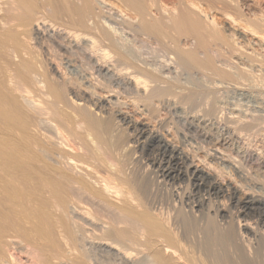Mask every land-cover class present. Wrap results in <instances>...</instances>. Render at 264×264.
Instances as JSON below:
<instances>
[{
	"label": "bare ground",
	"instance_id": "6f19581e",
	"mask_svg": "<svg viewBox=\"0 0 264 264\" xmlns=\"http://www.w3.org/2000/svg\"><path fill=\"white\" fill-rule=\"evenodd\" d=\"M35 1L38 2V0ZM35 1L8 0L6 1L7 3L4 2L8 6V9H6L4 13L8 11L11 12L12 15H15L14 11L19 10L21 13L18 11L19 13L17 14H20L23 18L22 20L26 22H24L26 28L28 27V30L26 29L28 32L25 31V33H28H26L27 37L23 35V38L25 37L27 39L26 42L24 38L27 45L26 48H20V50L18 49L19 51H16L15 48L13 49L15 51L11 50L9 52V57L11 56L13 61L17 62L16 64H20L23 72L20 73L15 71L8 73L7 79L10 87L9 92L13 94L15 98L14 102H11L16 103L14 104L16 107L32 117V126L40 132L41 140L52 149L51 152L50 149H48V151L53 155H51L55 165L53 171L57 172L59 177H61L60 179H62L65 184V189L57 191V199L72 221L71 226L76 236V248H72L68 251V258L64 264H75L74 260L81 258H85L89 264H94V262L92 263V258L90 259L88 257V259L83 255L85 252L80 251L85 250L82 248L84 242L109 246L112 250L118 251L124 259L127 261L133 260L134 263H136L135 261H137V259L142 261V259L145 260V258L149 257L148 259L150 260H146L148 262L151 261L152 264H192L194 259H189L184 254L183 245L180 246L178 243L179 239L177 240L175 237L176 235H174L175 233L173 234L174 231H171L170 226H173L169 223V218H171V216L168 218L166 212L167 216H165L167 218H164L163 215L165 213H156V219L158 220L151 219L153 215L149 216L145 214L147 209L145 208V212L142 211L139 201H136L128 193L129 188H126L128 185L124 187V185L129 182L125 179L126 175L124 176L123 167L117 165L112 153L106 150L107 139L113 130L110 122L103 116V113L108 112V109L113 105V99L116 100V98H118L117 95H121L118 90L122 89L124 92L137 98H142L148 102H157L161 106L173 105V107H176V104H180V102L184 103V105L187 103L189 105L206 103V109L204 106V108L202 107L205 110L200 107L201 105L199 107L203 111L202 114L205 113L210 117L217 113L218 109V97L215 93L216 90L214 88L216 85L214 87V82L212 86V82L208 80L211 82L210 85L214 87L211 88L215 90L209 89L210 93H203L199 90L195 92V87L193 89L194 92H192V88L191 91L189 90L190 88H184L186 90L183 91H187L186 93L183 91L179 92L178 85L180 87L181 83H175L176 78L174 79L169 75L171 73L170 70L181 69L184 71H194V69H197L199 71H209L213 74V77L218 78V80L220 79L219 82H222V80L229 82L234 80L236 76L248 78L252 74V71H249L254 65H249L250 69H246L249 70L248 72L250 75L244 68L241 69L243 71L240 70L241 72L233 73L227 71V69L224 71L215 66L212 60V54L220 49V43L223 44L222 38L224 37L219 34V29L217 30L214 17L211 16L210 18V13L208 14L207 11L206 13H201L202 9H199V6L192 3L191 0L188 3L186 2L187 0L184 1L187 5L185 3L184 9H181L182 12L179 8L178 11L180 12H176L175 9L173 10L179 13V16H173L172 11L171 15L168 14L169 11L166 10L165 6L157 3L156 0H109L108 2L106 0H75V2H79L78 5L76 3H74V5L71 3L70 5L69 2L71 7L68 8V11L65 12V9H63L64 13H62V15H65L68 21L67 24H65L66 22L63 23L65 25L64 27H62L63 24L62 26L59 25L61 27H58V23L56 22L58 14L55 15V19L53 17L55 12L52 7L54 5L51 6L52 0H43V2L41 0L42 4L40 6H38ZM205 1L207 3V1L210 0ZM215 1L218 2V5L226 7V10H228L227 8L229 7H231L229 9H236L235 7L238 5L236 4L235 6V0ZM215 1L212 3L216 4ZM59 2L61 4L64 3L66 8V0H59ZM209 3L210 2L207 4ZM179 5H181V3H179ZM212 7L215 8L214 5ZM232 11L235 10H229L227 12L232 13ZM165 12H167V15L162 16ZM15 16L11 17L10 15L11 18L6 17L7 19L3 27L10 25L15 18L18 22V19L20 20V18H18L19 15L17 17ZM49 17H53L54 21L50 20ZM61 18L58 20L60 21ZM64 19L65 18H63V20ZM63 20L60 22L62 23ZM261 20L260 22H262ZM51 21L57 23V25ZM14 22L16 23V21ZM14 22L11 24L12 26L18 24L16 23L15 25ZM60 22L59 24H61ZM260 22L256 20L253 24L258 26V29L262 26L263 28L260 29L262 30L264 29V24ZM11 25L9 26L10 28ZM18 27L21 26L19 25ZM258 29L255 28V30L259 31ZM24 30L25 28L23 27V31H21L24 32ZM251 32H253L252 29ZM123 33H125L126 36L138 38L140 41H144L151 46H158L157 48H160L159 52L162 51V55L157 53L160 55L157 56L155 52V55H142V57L138 56L139 58H137L133 54L127 42L128 40L124 38L125 36ZM181 37L182 39H189L190 43L185 42V39V41L183 40L185 43H182L180 41ZM213 46H215V48L212 49ZM216 46H218L219 49ZM260 55H263L261 57L264 59V52L263 54H259V56ZM61 57L65 58L64 60L66 62H62L65 64V68L71 64L74 65V63H79V66H85V68L87 67L86 69L89 70V80L84 76L87 82L81 83L78 82L79 79L76 81V76V78L68 76L64 70V66L62 67L60 62L63 60ZM263 59L261 60L264 62ZM253 60H250V62ZM257 60H259V58H257ZM261 62L259 61V64ZM263 62L261 64H264ZM255 64L257 65V63ZM259 64L258 66L261 67ZM71 66L70 68H72ZM79 68H81L79 72L82 71V67ZM263 68L264 65L262 69ZM40 69H42L41 71H47V77L43 75L44 73H40ZM75 69L78 70V67ZM254 69L256 70L257 68L254 66L251 70ZM84 71L85 70H83V72ZM257 71L259 70L257 69ZM253 75H251V78H254ZM188 81L189 80H187V83ZM225 81L223 82L225 83ZM261 83L263 84V82ZM207 85H209V83ZM185 86L187 87L188 85ZM181 89H183V84ZM196 107L197 106H195V108ZM62 108L70 112L71 121L59 117L58 111ZM201 109L198 111L199 113ZM234 117V124L235 121H238V123L240 122L239 124H241V127L238 129L241 131L259 129L263 121L254 117L250 121L247 120V122H243L242 120L240 121L238 117H235V119ZM121 120L124 122L126 121L125 118ZM233 120L231 121L233 122ZM135 130L137 138H134L135 141L133 145H135L134 147L139 151V155L144 157L149 164L151 163L156 168L158 174L157 179H159L160 182L174 184L178 181H187L191 186L192 193L202 196L201 199L203 203L217 202L220 199L223 200L226 198L230 207L236 210L235 219L238 229H242L243 227L251 237L254 239L259 238L262 241L260 237L264 235V197L260 194H249L248 191V193H244V190L240 191L239 189L229 186V184L222 185L219 180L216 179L217 177H211L207 169L214 167L211 165L212 162L214 160L220 161L222 157L218 158L217 156L220 160L209 157L204 158L206 160L203 162L196 161L192 156L189 157L183 152V150L161 140V138L149 128L143 126ZM231 132L233 131L231 130ZM239 134L237 133V135ZM239 136L235 139H240L241 137L239 138ZM89 139L90 143L87 142ZM237 142H235V144ZM128 148H130V145H125L122 151L118 153L122 154ZM50 153H48V155H50ZM210 155L212 156L211 153ZM217 167L215 165V168ZM124 188H126V192H124ZM131 191H133V189ZM218 204L220 206L223 205L222 202ZM198 207H200V205ZM195 214L196 213H194V215ZM174 217L175 216H173L172 219H175ZM200 217L202 216L200 215ZM188 221L189 219L185 222L187 223ZM196 221H198V219L195 220V222ZM177 222H179V220H177ZM180 223L182 224V222ZM192 224L195 223L193 222ZM212 224H214V222ZM182 226L185 227V223H183ZM192 226L193 225H191V227ZM193 228V233H196V227ZM182 229L183 228H181V230ZM184 229L186 230V227ZM190 231H192V229ZM190 231L188 232L189 236ZM182 232L184 231L180 233L182 234ZM180 233L179 236H181ZM192 235L195 236V234H191V236ZM202 235H204L203 238H196L198 239L196 242L198 243L200 241V248L207 259L214 260L218 264H231L232 255L230 254L232 253L236 255V258L242 264H257L255 260L249 259V252H247L248 247L247 245L245 246L246 242L245 244L242 242L244 237H241L242 235L239 230L236 231L231 227L216 229L213 230V232L205 230V233L203 232ZM184 236L186 239L187 235L184 234ZM244 240L246 241L245 238ZM85 251L87 253L88 250ZM81 252L84 253L81 254ZM143 254L147 255V257H141ZM148 262L147 264H149Z\"/></svg>",
	"mask_w": 264,
	"mask_h": 264
},
{
	"label": "rangeland",
	"instance_id": "374dc122",
	"mask_svg": "<svg viewBox=\"0 0 264 264\" xmlns=\"http://www.w3.org/2000/svg\"><path fill=\"white\" fill-rule=\"evenodd\" d=\"M6 1L8 0H0V264H64L66 259L68 258V251L71 250L72 248H76V236L74 229L71 226L72 221L70 220L66 212L63 210V206L60 205L57 199V191H60L61 189H65V184L63 180L60 179L61 177H59L57 172L53 171L55 165L52 160L53 157H51L52 154L50 153L52 149H50V147H48L41 140L40 132L32 126L33 123L32 117L22 112L18 107H16V105H14L16 104L13 103L15 100L14 95L10 94L9 92L10 87L7 79L8 73H12L15 71L20 73L23 72V69H21L20 64L19 63L16 64L17 62H14L11 56L9 57V52L15 48L16 51L18 49L20 50V48H26L27 39L25 37H27L28 34L27 33L28 27L26 28L25 26L26 22L25 20H22L23 18L20 16V14H17L20 12L19 10L14 11L15 15L17 14L16 16L12 15V13L8 11L4 13V11L8 9V6L5 4L7 3ZM106 1L108 2L109 0ZM156 1L162 6H165L166 10L170 12V13L168 12V14L171 15L173 13V16L174 15L179 16L178 15L179 13L176 12L179 9L180 10L184 9L183 7L185 3L186 2L188 3L190 0H187L186 2H184L185 0H181V1L156 0ZM191 1L192 3L199 6V9L201 8L203 10V11L201 10V13H206L207 11L208 14L210 13L209 14L210 18L211 16L214 17L215 19L214 21L217 24L216 25L217 30L219 29L218 30L219 34H221V36L223 35L222 37H224V38L221 37L224 42L222 41L223 44L220 43V47H219L220 49L218 48L219 45L216 46L219 50L216 53L212 54V60L215 66L218 67L219 69L221 68V70L224 71H226L227 69V71L238 73L243 71L241 70L243 68L245 69V71L248 72L249 70L246 69H250L249 65L251 66L253 64L255 68H257L259 71H257V69L256 70L254 69L255 71L251 70L254 68V66H252L253 68H251L249 72L252 71L251 75L254 74L253 75L254 78L253 77L251 78V75L248 72L250 75L248 78L247 77L240 78L239 76H236L234 80L229 81L230 82L229 83L228 81L225 80L219 82L220 79L218 80V78L213 77L212 76L213 74L209 71L200 70L201 71L200 72L197 69H194V71L171 69L172 71L170 70L171 73L169 75L174 79L176 78L175 83L176 82H178L177 84L181 83L180 87L178 85L179 90L177 89L179 92L189 88L190 91L192 88V92H194V90L195 92L196 91L198 92L199 90L203 93L205 92L210 93L209 89L216 90L214 91L216 93V96L218 97L217 100L218 109H217V113L213 114L210 117H208V115H206L205 113L202 114L203 112L202 109L204 107L206 109L207 106L206 103L196 104V105L195 104L189 105L187 103L184 105V103L180 102V104L179 103L176 104L178 108L177 106L173 107V105L161 106L157 102H148L142 98H137L131 94H128L127 92H124L122 89H119L118 92H120L121 95L118 94L117 95L118 98H116V100L113 99V105H111V108L108 109V112L103 113V116H105L106 120L110 122V125L113 130L111 135L107 139L106 150L112 153V156L115 162L117 163V165L123 167L124 176L126 175L125 179L126 181L128 180L127 182H129L126 183L124 187L128 185V187L126 186L127 189L129 188L128 193L136 201H139V203L141 204V210L145 212L147 209L145 214L149 216L153 215L151 219L153 218L156 221L158 220L156 219V216L159 213L161 214L165 213L163 215L164 218H167L166 217L167 215L168 218L169 216H171V218H169L170 219L169 223H171L170 225H173L170 226L171 231L172 230L174 231L172 232L173 234L175 233L174 235H176L175 236L176 239L177 240L179 239V241L181 242L180 243L178 241L180 246L183 245L182 247L184 249V254L189 259H194L193 261L194 264H218L214 260L207 259V257L202 253L203 251L200 248V243H199L200 241L198 243L196 241H198L199 238L201 239V237L203 238L204 235L202 234L203 232L205 233V230L206 231L210 230L213 232V230L225 229L228 227L234 228L236 231L239 230L242 235L241 237H244L246 239L245 241L243 238L242 242L244 244L246 242L245 246L247 245L248 247L246 248L248 249L247 252H249V256H250L249 259L255 260L257 264H264V242H263L264 235L260 237L262 238V241L259 238H256L257 239L256 240L248 234L245 228L242 227L243 230L238 229V225L235 219L236 210L230 207L229 202H227L226 198H224L223 200L220 199L217 202L203 203L201 199L202 196L193 194L191 190V186L187 181H178L175 182L174 184L165 183L162 181L161 183L160 180L157 179L158 174L156 168L151 163L149 164V162L146 161L144 157L139 155L140 154L139 151L134 147L135 145H133V142L137 138L135 129L144 126L155 132L161 138V140L166 141L172 144L173 146L183 150V152H185L189 157L192 156V158L195 159L196 161L203 162L206 160L204 158L210 157V158L218 159L219 157H222V160L218 159L220 161L214 160L216 163L214 161L212 162L211 165L214 167H210L209 169H207V172L209 173V175H211V177L214 178L217 177L216 179H218L222 185L229 184V186L239 189L240 191L244 190L243 191L244 193L248 191L249 194L251 193L260 194L262 197H264L263 194L264 192V133H263L264 132V98H263L264 71L263 69L264 68L262 69L264 64H261L263 62L261 60L263 59L261 56L263 55L259 56V54H263L264 52V34H263L264 29L260 30L261 28H263L262 26L259 27L258 29V26H255L253 24L255 23L256 20L260 22L261 19L263 23L262 22L260 23L264 24V0H235V1L233 0L235 6L236 4H238L237 5L238 8L235 7L236 9H229L231 8L229 7L227 8L228 10H226V7H222L221 5H218L217 4L218 2H216L215 0L207 1V3L210 2L209 4H207L205 0L203 1L191 0ZM214 1L216 2V4L212 3ZM40 2L41 0H38V2L35 1V3H37L38 6L42 4L43 0L41 3ZM58 2L59 0H52L51 6L54 5L52 6L54 9L52 7L51 8L55 12L53 16L54 19L56 17L55 15L58 14L56 17L57 20L56 22L58 23V27H61L63 23L65 22H66L65 24L68 23L65 15L64 16L62 15V13H64L63 9H65L66 12L68 11V8L71 7L70 6L71 3L72 5H74V3L78 5L79 2L77 1L75 2V0L74 2L73 0H66L67 3L66 8L64 3H62L63 4L62 5L60 2L59 3ZM179 3H181V5H179ZM206 4L208 7L206 6ZM212 4L214 5L215 8L212 7L213 6ZM56 8H58L60 11ZM174 9L176 10V12L173 11ZM229 10L230 11L235 10L238 13H236L235 11H232V13L227 12ZM165 13L162 14V16L164 15L166 16L167 12ZM10 15L11 17L12 16L17 17L19 15L18 18H20V20L18 19L17 22V19L15 18L16 20L14 19V21H16V23L18 24L20 23L19 25L22 28L18 27L19 25L18 24L16 25L14 21L13 22L17 27L11 25L13 22L10 23L11 28L9 27L10 25H6V26L4 25L5 27H3L5 20L7 18H11ZM53 17H51L52 19L49 17L50 20L54 21ZM60 18L61 20L65 18L62 23L60 22L61 20L60 21L58 20ZM59 22L61 24H59ZM52 23L57 25V23L55 22ZM64 26L65 25L63 24L62 27ZM23 27L25 28L24 32H22ZM254 27L257 28L259 31L255 30ZM242 29L245 31H243ZM251 29L253 32H251ZM20 31L22 34L20 33ZM25 31H27L26 32L27 34L25 33ZM256 31L261 33H257ZM123 34L125 36L124 38L128 40L127 42L129 43L133 54L137 58H139L138 56L142 57V55L143 56L149 54L155 55V52L156 54L159 53L160 55H162L161 54L162 51L159 52L160 48L159 49L157 48L158 46L157 47L156 45L151 46L144 41L143 42L140 41V39L138 38L128 35L126 36L125 33ZM23 35L25 36L24 38L26 42L23 38ZM184 39H182L181 37L180 41L182 43L185 42L190 43L189 39L188 40L186 38ZM183 40L185 42H183ZM213 48H215V46H213L212 49ZM145 49H148L149 51ZM159 54H157V56ZM225 56L228 59H226ZM251 57L253 59L255 58L256 59L253 60ZM257 58H259V60H257ZM61 59H63L60 61L62 67L64 66L65 68V64H64L66 62L64 60L65 58L61 57ZM250 60L253 61L250 62ZM259 61L262 62L259 64ZM232 62L235 64H233ZM238 62L241 64H239ZM255 63H257V65ZM258 64L261 67H259ZM70 66H67L64 69L68 74V76H71L72 78L77 77L76 81L79 79L78 82L81 83L87 82L84 76H86L87 80H89V75H88L89 70L86 69L87 67L85 68V66H79V63H74V65L71 66L72 68H70ZM74 67L75 68L78 67V70H76ZM79 67H82V71L80 72L79 69L81 70V68ZM41 70L42 69H40V73L41 74L44 73L43 75L47 77V71L45 70L41 71ZM70 70L72 73L70 72ZM83 70L85 71L83 72ZM187 80H189L188 83ZM208 80L211 81L212 84ZM223 81H225V83ZM213 82H214V87L216 85L215 88L212 87ZM261 82H263V84ZM208 83L209 85H207ZM182 84H183V89H181ZM185 85L188 86L186 87ZM211 87L214 89H212ZM206 88L208 91L206 90ZM183 92L186 93L187 91H183ZM194 105L197 107L195 108ZM199 106L201 108L203 106L204 107L201 109ZM200 109H201L200 112L201 114L198 112L200 111ZM245 111H247L248 113ZM58 115L60 118L71 121L70 112L64 108L58 111ZM234 116L236 118L238 117V119L240 121L242 120L243 122L244 121L247 122V120L250 121L254 117H257L256 119H261L263 121L259 129L241 131L238 129L239 127H241L240 126L241 124H239L240 122L238 123V121L237 122L235 121L234 124V120H233ZM122 118L126 119L125 121L126 123L121 120ZM231 120H233V122ZM231 130L233 132H231ZM234 130L238 134L240 133L239 134L240 136L237 135V133ZM205 134L208 135L206 136ZM236 135L239 136V138L240 137L241 138L236 140L237 139ZM247 135L249 136V138ZM87 142L90 143V139L87 140ZM235 142L237 143L235 144ZM125 145H130V148H128L122 154L118 153L119 151H122V148H124ZM48 149H50V152L48 151ZM44 151H46L47 153ZM48 153H50V155H48ZM210 153L212 154V156L210 155ZM218 153L220 154V156ZM215 165L216 167L217 166L218 167L215 168ZM234 165L236 166V168ZM126 188L123 189L124 192H126L125 191ZM132 189L133 191H131ZM140 190H142L143 192ZM219 202H222L223 205L221 204L222 206H220L218 204ZM199 205L200 207H198ZM194 213H196L197 215L196 214L194 215ZM200 215L202 217H200ZM173 216H175L174 217L175 219H172ZM191 216L194 218H192ZM195 217L198 219V221L196 222L195 220L197 219ZM208 218H211L212 220ZM188 219H189L188 221L189 223L187 222L188 223L187 224L185 221H187ZM172 220L175 222H173ZM177 220H179V222H177ZM190 221L192 223L194 222L195 224H192ZM180 222H182V224ZM210 222L212 223L214 222V224ZM174 223L177 224L175 225ZM183 223H185L186 225L185 226L186 230L184 229L185 227L182 226ZM205 224H207L208 226ZM191 225L193 226L191 227ZM193 227H196L195 228L196 233H193L194 232ZM181 228L183 229L181 230ZM188 228L190 230L192 229V231H190ZM200 229H204V230H200ZM188 230L190 231V236L188 234L189 232ZM181 231H184L182 232L183 236L180 233ZM185 231L187 234L185 233ZM179 233L181 234V236H179ZM184 234L187 235L186 236L187 240L184 238L185 237ZM191 234H195L196 237L194 235L191 236ZM180 237H182L183 239ZM82 248L88 251L86 253L85 250H80L85 252V253L81 252V254L84 253L83 255L86 256L87 258L88 257L90 259L92 258L91 260L92 263L94 262V264H98V263L100 264H145L146 263L147 264V262L150 260L148 259L149 257H147V255L143 254L144 256L142 255L141 257L144 258L147 257L145 258V260L139 257L140 259H142V261L139 259H137V261L139 262L135 261L136 263H134L133 260L127 261L122 257V255H120L118 251H114V249L112 250L111 247L106 245H98V244H91L89 242H84ZM85 254L90 256H87ZM230 255H232L231 257L234 258L232 259L230 257L232 261L231 264H242L236 258L235 254L231 253ZM146 259H148V261ZM74 263L89 264V262H87L85 258L74 260ZM148 263L150 264L151 261Z\"/></svg>",
	"mask_w": 264,
	"mask_h": 264
}]
</instances>
